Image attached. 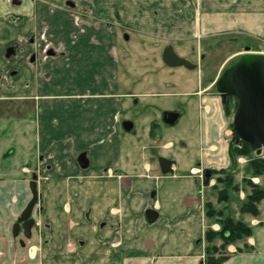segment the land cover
<instances>
[{"label": "crops", "instance_id": "1", "mask_svg": "<svg viewBox=\"0 0 264 264\" xmlns=\"http://www.w3.org/2000/svg\"><path fill=\"white\" fill-rule=\"evenodd\" d=\"M247 2L248 10H252L261 7L263 0ZM74 46L67 47L69 61H63L58 71L53 69L58 74L53 90L42 92L37 107L27 109L34 119L25 122L19 119L13 129L0 130V210H5L2 212L5 217L14 215L16 203L19 205L24 199L26 175L38 160V165H43L42 152H53L57 160L63 162L59 161L62 168L48 169L52 186L43 197V203L47 202L48 222L55 220L53 214L57 212L52 208L51 216L50 205L59 202L53 195L85 187L84 191H77L89 195L87 207H95L91 217L102 224L110 219L116 254L131 255L117 256L118 262L111 257V264H204L200 255L204 252L206 218L199 177L207 169H226L232 164L230 114L222 100L212 93V82L207 81L204 88L205 81L198 78L196 72L193 76L190 71L171 67L157 80L160 89L155 80L148 77L142 83V86L148 85V89L122 93L119 65L105 59L97 64L99 69L94 72L100 78L97 80L95 76L92 80L99 81L100 88L94 85V89L88 90L87 83L77 75L84 61L79 60L80 53ZM72 72L76 74L72 76ZM167 95L182 97L185 107L174 109L169 106L171 102H160L159 98ZM135 97H139L148 112L137 118L139 129L136 121L131 120L133 129L125 131L121 121L129 119L120 117L129 109V100H124ZM164 111L180 113L175 126L183 119L185 127L174 137L163 132L161 115ZM225 117L226 142L221 141L220 133V123ZM39 147L43 148L41 152ZM83 151H87L90 161L88 176L81 181L82 186L73 187L68 178L76 176L77 168L66 160H71L73 153L79 155ZM161 158L170 161V172L162 171ZM55 178L58 180H53ZM28 187L31 194L30 181ZM61 202L63 213L65 200L61 198ZM147 209L158 212L153 223L146 218ZM258 210L257 215L245 214L252 234L227 246L229 257L223 264H264V201L260 202ZM89 213L90 210L88 216ZM21 238L13 239L9 248V239L2 236L4 250L0 258H5L3 264H11L9 259L17 256L16 259H21L17 264H36L33 260L27 261L30 249L20 243Z\"/></svg>", "mask_w": 264, "mask_h": 264}, {"label": "rangeland", "instance_id": "2", "mask_svg": "<svg viewBox=\"0 0 264 264\" xmlns=\"http://www.w3.org/2000/svg\"><path fill=\"white\" fill-rule=\"evenodd\" d=\"M109 1H100V5L103 6V17H95L89 11L83 12V1L78 2L81 5L77 6L74 14L71 15V24L77 27L79 31L78 34L74 35L78 36V38L74 37V39L78 41L81 38L80 41L82 42H85L86 39L88 41L82 47L80 44L74 43L73 40L71 41L74 43L72 45L76 46L74 48L80 53L77 57L80 61H84L80 63V72L77 75L81 78L82 82L87 83L88 90L94 89L93 86L97 83L92 81L98 75L97 72L94 75L96 68L99 69V65L94 62V59H99V62L105 59L111 60V63L114 61L119 62V89L122 93L128 91L137 93L148 89V85L142 86L144 79L148 77L153 78L155 80L154 83L158 84L157 80L159 77L166 73V66L162 64L160 59L162 45L165 43L172 44L181 56L193 62L198 61L199 53L205 54L203 69H207L206 74L212 72L207 75L209 77L213 73L218 74L220 70L225 67L227 68L237 61L241 54L245 52L244 47L246 45L253 52L264 53V0L261 7L252 10H248L246 6L248 4L247 0H240L237 4L236 0H117V2L112 0L113 4H110ZM84 4L86 5V3ZM75 16H78L79 20ZM109 26L112 29L108 28ZM87 28H92L91 33L97 32L98 38L94 43L95 47L88 44L90 42L88 40L89 33H87V37L84 34L87 32ZM59 29L57 33L47 34L48 38L52 39L56 45L57 43L62 44L66 36V33L61 28ZM127 35L129 39H127ZM109 50L112 55L109 53ZM63 61L65 60L62 57L54 61L53 64L56 71L60 69L59 67H61L60 65ZM183 70L188 72L186 69ZM52 73L50 80H47L45 87H40V90H53L52 85L58 82L55 75L58 74H55L54 70ZM72 73V76L76 74ZM190 73L194 76V72L190 71ZM26 78L28 84L31 86L34 80L31 81L27 76H22V83ZM98 78L100 77L98 76ZM208 81L210 82L211 80L208 79ZM206 82L202 83L204 88L207 86ZM157 87L160 89V86L157 85ZM177 88L178 86L175 87V89ZM138 98L124 100H129V109L126 113H121L120 118L127 117L129 120H135L136 128L139 129L137 118H140L142 113L148 111H146V106ZM159 99L160 102H171L169 106L174 109L185 107L182 97L167 95ZM25 104V101L21 100L19 106L22 105V108L20 111L16 107L13 108L18 113L15 116L13 115V122L19 119L24 122L25 120L29 121L31 115L26 106H24ZM236 106V99L230 97L229 103L226 105V111L230 114L229 130L232 133L230 139L231 147L232 145L236 147L232 124ZM3 114L5 113L0 112V115ZM124 120L121 121V124ZM161 124L164 134L173 137L185 127L183 126V119L177 126L165 125L163 122ZM220 126V133H222L221 141L223 139L226 142V117L221 121ZM41 148L39 147V152L43 150ZM42 153L45 161L41 162L43 165H38L40 161L38 160V163L31 169L32 173L30 171L23 181L24 192L22 198L24 199L20 203L22 205H18L17 202L15 210L13 209L14 215H9V217H5L6 214L2 213L5 210H0L3 216V218L2 216L0 217V221H2L0 224V253L3 254L4 250L2 236H7L9 239V248L14 243L13 239H17L12 234V225L20 211L26 207L29 202L28 200L31 198L28 182L32 180V174L35 173L37 176L39 200L32 212V217L35 219L31 231L32 236L28 240L24 238L25 244H27L26 248L30 249V258L26 257L27 261L33 260L36 264H98L100 262L102 264H111L109 258L112 257L116 259L115 262H118L117 258L123 254H116L118 252L114 248L116 241L111 237L112 225L109 223L110 219H108V223L105 222L104 224L95 221L96 218L91 217L95 207L93 205L87 207L89 204L86 203L89 195L85 192H78L84 191L85 187L73 188L75 186H82L81 181L84 180V177L88 176L87 169L89 168V166L86 168L80 166L77 152L73 153L74 157H71V160H66V162L73 163L77 168L74 172L76 176L72 175L68 178L70 180L69 184L76 190L67 192L64 195L60 193L53 195L56 196V200L59 202H54L50 205V215L52 216L53 214L52 208L58 214L55 212L53 214L55 215V220L53 219V221L48 222L49 220H47V216L45 215L47 212L45 204L47 202L43 203V197L48 195L45 193L47 188L52 186L48 169L54 166L62 168V166L59 162L61 160H57L55 157L57 155H53V152H49V154ZM231 156L232 164L229 168L212 170L210 183H204L205 179L203 175L199 177L198 184L203 197L201 201L206 218L204 230L205 242H202L204 252L200 255L204 264H206V247L208 245L205 240L206 231H219L221 229L219 224L220 219L228 216L236 221L241 220L249 224L245 221V214L247 213L242 210V205L247 201V197L254 189V185L264 188V167H260V172L256 174L250 164L254 157L257 156L255 150H250V154L245 156L239 155L234 151L233 153L231 152ZM6 157H8V154H6ZM39 157L41 156L39 155ZM258 157L264 159V149L262 155ZM3 161L6 162L7 159H3ZM47 161L48 164L46 163ZM45 163L47 164L46 166ZM53 180L57 181L58 179L55 178ZM109 180L106 179V181ZM60 184L55 183L54 185ZM49 196L50 198L53 197L52 194ZM61 198L65 200L66 205L63 213ZM222 198H225V200H222ZM207 203L213 205L216 214L219 211L222 214L213 215L212 217L207 216ZM85 208L88 210H85ZM84 211L86 212L84 213ZM210 245L215 249V251L211 252V255L219 260L218 264H223L221 259L226 261L229 257L228 247L224 246L222 239L219 237H216ZM21 255H25V252ZM126 255L128 253H124L123 256L126 257ZM15 259H9L12 262L11 264H17L21 261V259ZM122 259H119V261L121 262ZM4 260L5 258H0V263L3 264Z\"/></svg>", "mask_w": 264, "mask_h": 264}, {"label": "flooded vegetation", "instance_id": "3", "mask_svg": "<svg viewBox=\"0 0 264 264\" xmlns=\"http://www.w3.org/2000/svg\"><path fill=\"white\" fill-rule=\"evenodd\" d=\"M80 1H83V12L89 11L90 14L95 17H103V6L100 5L101 0H63L62 2L61 0H0V112L5 113L0 115V130L6 129L7 127L10 129L14 128L16 121L13 122L14 119H12V117L18 113L16 109L13 110V108L16 107L20 111L22 107V105L19 106L21 100H24L25 103L28 104V106H26L28 110H30L32 106L37 107V99L40 94L47 91L40 90V87H45L47 80H50L53 74L52 71L55 67L53 64L54 61L58 60L59 57H62L67 62L69 61L70 52L67 47H69L70 44L72 45L73 42L71 41L73 40L74 43L80 44L81 47L88 42L87 39L85 42L80 41L81 38L78 40L79 42L76 41L77 39H74V37L78 38V36L74 35L78 34L79 31L77 27L71 24V15L74 14L76 7L81 5L78 3ZM114 1L117 2V0ZM109 2L113 4L112 0ZM84 3H86V5L88 4V6ZM75 17L79 20L78 16ZM59 28L66 33L65 38H67V40L65 39L62 44L57 43L56 45L52 39L48 38L47 34L57 33V31L60 30ZM108 28L112 29L111 26ZM87 29V32L84 34L87 37V33H89L88 40H90V42L88 44L95 47L94 43L98 38L97 32L91 33L92 28ZM127 39H129L128 35ZM247 47L249 46L246 45L244 50ZM168 48L174 50L177 55L189 61L188 66L169 65L165 60V53ZM110 54L112 55V53ZM243 54L244 52L241 56ZM198 56V61L193 62L181 56L172 44L165 43L162 45L160 59L166 68H182L191 72H196L197 76H199L202 81H208V79H210L212 82V93L216 94L222 100L223 107L226 110V105L229 103L230 97L223 100L216 88V81L222 75L226 67L220 70L218 74L213 73V75L209 77L207 75L212 72L206 74L207 69H203L205 54L199 53ZM94 62L98 64L99 59H94ZM113 63L114 65L119 64L118 61H114ZM22 76L29 77L31 81L34 80L32 85L30 86L27 80L22 83ZM98 76L100 77V75L98 74L96 76L97 79H99ZM96 82L95 88L99 89L100 82ZM41 98L44 97L41 95ZM163 113L161 119L163 123H166ZM31 119L33 120L34 117H31L29 121ZM81 153H86V157L88 158L87 151ZM81 153H79V155ZM202 175L205 179L204 183L207 181L206 183L208 184L212 176V170L207 169ZM22 211H20L12 225V234L13 226L17 222ZM19 227V234L15 237H22L20 243L25 245L24 238L28 240L29 237L25 235L23 222H20Z\"/></svg>", "mask_w": 264, "mask_h": 264}, {"label": "water", "instance_id": "4", "mask_svg": "<svg viewBox=\"0 0 264 264\" xmlns=\"http://www.w3.org/2000/svg\"><path fill=\"white\" fill-rule=\"evenodd\" d=\"M165 60L172 66H188L189 64V61L169 48L165 53ZM216 88L223 100L234 97L237 101L233 118L236 144L247 143L255 149L257 156H261L264 149V53L253 52L250 47H247L244 54L224 70L216 81ZM163 115L164 121L168 125H174L180 113L165 111ZM122 127L125 131H131L134 123L131 120H124ZM78 162L82 168L89 166L86 153H81L78 156ZM160 165L164 173L171 171V163L168 159L161 158ZM32 177L30 181L32 197L13 226L14 236L19 234L20 222H23L25 235L30 237L31 229L35 223L32 212L39 200V194L37 176L34 173ZM146 217L150 223H153L158 217V212L147 209Z\"/></svg>", "mask_w": 264, "mask_h": 264}, {"label": "trees", "instance_id": "5", "mask_svg": "<svg viewBox=\"0 0 264 264\" xmlns=\"http://www.w3.org/2000/svg\"><path fill=\"white\" fill-rule=\"evenodd\" d=\"M253 148L247 143L240 142L236 147L232 145L231 152L234 151L239 155H249L250 150ZM254 150V149H253ZM251 167L254 170V173L258 174L260 172V167H264V159L261 157H254L251 161ZM232 182V181H231ZM225 200V198H222ZM264 200V188H260L254 185V189L251 194L247 197V201L243 203L242 210L248 214L257 215L259 213L258 204L260 201ZM207 216L212 217L213 215H221L222 212L215 213V209L211 203L206 204ZM221 229L219 231L207 230L205 233V240L208 243L206 247V264H218L219 260L215 259L211 255L212 251H215L214 247L211 246V242L219 237L222 239L223 244L227 247L229 244L236 243L239 240H242L245 237H248L252 234V227L249 224L241 220H234L230 216L222 217L219 222ZM213 248V249H212ZM224 262V259H221ZM220 261V262H221Z\"/></svg>", "mask_w": 264, "mask_h": 264}]
</instances>
